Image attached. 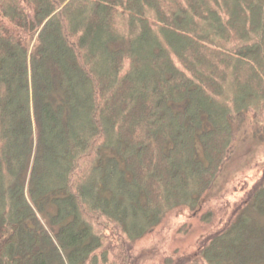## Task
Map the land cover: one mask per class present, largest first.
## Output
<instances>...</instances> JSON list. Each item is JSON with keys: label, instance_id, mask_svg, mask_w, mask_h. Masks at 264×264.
<instances>
[{"label": "trees", "instance_id": "obj_1", "mask_svg": "<svg viewBox=\"0 0 264 264\" xmlns=\"http://www.w3.org/2000/svg\"><path fill=\"white\" fill-rule=\"evenodd\" d=\"M246 113L264 143V0H0V264H137ZM238 206L163 264H264V162Z\"/></svg>", "mask_w": 264, "mask_h": 264}, {"label": "rangeland", "instance_id": "obj_2", "mask_svg": "<svg viewBox=\"0 0 264 264\" xmlns=\"http://www.w3.org/2000/svg\"><path fill=\"white\" fill-rule=\"evenodd\" d=\"M261 137L250 114L237 118L229 157L214 186L202 196V209L196 216L187 209L170 212L150 235L134 244L133 256L137 264H163L192 254L203 240L232 217L260 177L264 162ZM206 212L212 213L209 224L199 219V215Z\"/></svg>", "mask_w": 264, "mask_h": 264}]
</instances>
